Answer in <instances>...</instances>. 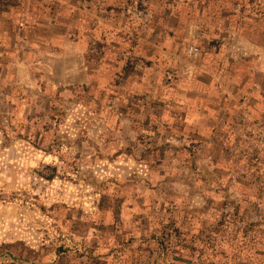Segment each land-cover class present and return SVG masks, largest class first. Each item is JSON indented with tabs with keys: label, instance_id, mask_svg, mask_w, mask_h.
<instances>
[{
	"label": "rangeland",
	"instance_id": "rangeland-1",
	"mask_svg": "<svg viewBox=\"0 0 264 264\" xmlns=\"http://www.w3.org/2000/svg\"><path fill=\"white\" fill-rule=\"evenodd\" d=\"M262 13L264 0H0V32L40 50L32 86L0 98V264H264V193L233 144L242 122L264 126ZM46 55L61 57L50 72Z\"/></svg>",
	"mask_w": 264,
	"mask_h": 264
},
{
	"label": "crops",
	"instance_id": "crops-1",
	"mask_svg": "<svg viewBox=\"0 0 264 264\" xmlns=\"http://www.w3.org/2000/svg\"><path fill=\"white\" fill-rule=\"evenodd\" d=\"M18 31L23 32V29L18 28ZM16 34L17 32L13 28L4 34L0 32V98H2L3 101H9V99H11L10 96L14 94L13 89L16 88L15 85H18L17 88L22 87L24 89L28 86H32L28 77L33 75L36 70H39V67L37 68L36 64L31 61L32 56L36 53H40V50L37 48L38 44L27 39H22L21 36ZM6 35L12 38L11 41H13V43L6 41ZM239 38L243 39L241 36H239ZM19 47L24 50L21 57L16 53ZM79 51H81L80 48ZM232 52L234 55H244L243 50L234 49ZM45 57L46 58H43V61H40L38 65L43 64L48 72H50V64L58 59L61 60L59 56L46 55ZM72 71L73 70L70 72ZM67 73L65 76H67ZM79 74H81L80 84H87L90 76L87 74V69L84 66H79ZM23 75L26 76V79L23 78ZM65 83L66 80L59 82V84ZM5 87L10 89V91L5 92Z\"/></svg>",
	"mask_w": 264,
	"mask_h": 264
},
{
	"label": "built area",
	"instance_id": "built-area-1",
	"mask_svg": "<svg viewBox=\"0 0 264 264\" xmlns=\"http://www.w3.org/2000/svg\"><path fill=\"white\" fill-rule=\"evenodd\" d=\"M186 52L190 59H196L199 53L196 47H189ZM243 114L249 118L250 111ZM242 123L240 139L233 142L239 176L249 182L253 189L264 193V126L244 131L245 122ZM223 125L229 127L225 122Z\"/></svg>",
	"mask_w": 264,
	"mask_h": 264
},
{
	"label": "trees",
	"instance_id": "trees-1",
	"mask_svg": "<svg viewBox=\"0 0 264 264\" xmlns=\"http://www.w3.org/2000/svg\"><path fill=\"white\" fill-rule=\"evenodd\" d=\"M260 10V9H259ZM260 12V11H259ZM260 14V13H259ZM261 15H263L264 16V14L262 13ZM260 16V15H259ZM241 34V33H240ZM262 34H264V32L262 33ZM241 35H243V34H241ZM262 38H263V40H264V36H261ZM248 39V38H247ZM249 40H251V41H254V39L252 38H250ZM257 43V42H256ZM155 241V243H156V245L158 246V249H159V247L162 249L163 247H162V245H161V243L158 241V240H154ZM163 256H164V259L165 260H167V257H166V252H164V254H163Z\"/></svg>",
	"mask_w": 264,
	"mask_h": 264
}]
</instances>
